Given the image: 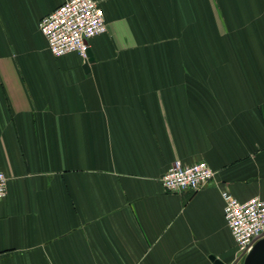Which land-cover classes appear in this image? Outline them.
<instances>
[{"label": "crops", "instance_id": "0c3cea01", "mask_svg": "<svg viewBox=\"0 0 264 264\" xmlns=\"http://www.w3.org/2000/svg\"><path fill=\"white\" fill-rule=\"evenodd\" d=\"M66 0H0V264H242L220 193L264 199V0H96L107 31L51 55ZM179 160L214 178L171 194Z\"/></svg>", "mask_w": 264, "mask_h": 264}, {"label": "built area", "instance_id": "2783aa9c", "mask_svg": "<svg viewBox=\"0 0 264 264\" xmlns=\"http://www.w3.org/2000/svg\"><path fill=\"white\" fill-rule=\"evenodd\" d=\"M37 24L52 56L77 53L85 61L89 41L107 31L102 9L96 0H66ZM213 178L214 172L203 161L185 165L175 160L161 178V185L165 192L171 194L197 192ZM6 186L7 177L0 171V199L7 194ZM220 195L236 256L243 259L257 238L264 234V199L254 197L241 202L227 191Z\"/></svg>", "mask_w": 264, "mask_h": 264}, {"label": "water", "instance_id": "95a60500", "mask_svg": "<svg viewBox=\"0 0 264 264\" xmlns=\"http://www.w3.org/2000/svg\"><path fill=\"white\" fill-rule=\"evenodd\" d=\"M87 56L89 59V52L87 53ZM88 61H86L84 69L88 67ZM210 259L214 264H222L214 257H211ZM239 260H241V257H237V261ZM243 264H264V234L257 238L252 250L247 254V256H245Z\"/></svg>", "mask_w": 264, "mask_h": 264}, {"label": "rangeland", "instance_id": "374dc122", "mask_svg": "<svg viewBox=\"0 0 264 264\" xmlns=\"http://www.w3.org/2000/svg\"><path fill=\"white\" fill-rule=\"evenodd\" d=\"M244 258H245V257H244ZM244 258H243V259H241V260H239V262L243 264Z\"/></svg>", "mask_w": 264, "mask_h": 264}]
</instances>
